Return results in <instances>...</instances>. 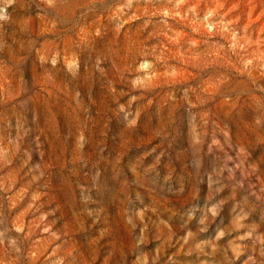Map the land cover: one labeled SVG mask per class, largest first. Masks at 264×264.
Returning a JSON list of instances; mask_svg holds the SVG:
<instances>
[{"label":"rangeland","instance_id":"374dc122","mask_svg":"<svg viewBox=\"0 0 264 264\" xmlns=\"http://www.w3.org/2000/svg\"><path fill=\"white\" fill-rule=\"evenodd\" d=\"M0 264H264V0H0Z\"/></svg>","mask_w":264,"mask_h":264}]
</instances>
